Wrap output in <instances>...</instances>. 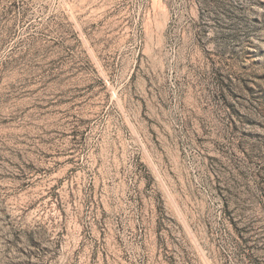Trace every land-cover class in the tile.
I'll use <instances>...</instances> for the list:
<instances>
[{
	"label": "rangeland",
	"instance_id": "1",
	"mask_svg": "<svg viewBox=\"0 0 264 264\" xmlns=\"http://www.w3.org/2000/svg\"><path fill=\"white\" fill-rule=\"evenodd\" d=\"M0 264H264V0H0Z\"/></svg>",
	"mask_w": 264,
	"mask_h": 264
},
{
	"label": "trees",
	"instance_id": "2",
	"mask_svg": "<svg viewBox=\"0 0 264 264\" xmlns=\"http://www.w3.org/2000/svg\"><path fill=\"white\" fill-rule=\"evenodd\" d=\"M162 226H160V228H161Z\"/></svg>",
	"mask_w": 264,
	"mask_h": 264
}]
</instances>
